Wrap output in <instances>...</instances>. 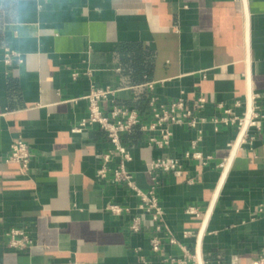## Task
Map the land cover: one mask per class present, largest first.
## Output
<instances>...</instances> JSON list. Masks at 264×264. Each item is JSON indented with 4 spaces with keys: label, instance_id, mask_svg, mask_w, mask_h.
<instances>
[{
    "label": "crops",
    "instance_id": "obj_1",
    "mask_svg": "<svg viewBox=\"0 0 264 264\" xmlns=\"http://www.w3.org/2000/svg\"><path fill=\"white\" fill-rule=\"evenodd\" d=\"M5 49L21 63L6 66ZM92 87L115 91L114 104L144 124L152 98H183L192 109L202 97L205 107L193 115L208 120L224 110L248 116L249 107L259 114L244 136L236 125L215 132L202 124L195 150L210 157L205 165L184 158L195 136L184 126L171 128L162 150L138 128L122 136L127 169L143 191L151 159L181 161V176L158 174L156 197L170 235L195 258L186 264L252 263L264 248V0H0V264H159L183 256L128 188L96 180L98 156L110 148L105 134L97 126L71 131L86 117ZM16 140L29 148L27 177L6 162ZM110 204L130 213L114 216ZM188 207L203 218L186 215ZM134 216L137 233L128 229ZM10 228L28 232L32 247L8 249Z\"/></svg>",
    "mask_w": 264,
    "mask_h": 264
},
{
    "label": "built area",
    "instance_id": "obj_2",
    "mask_svg": "<svg viewBox=\"0 0 264 264\" xmlns=\"http://www.w3.org/2000/svg\"><path fill=\"white\" fill-rule=\"evenodd\" d=\"M13 62L21 63L20 56L8 49L4 50L3 63L6 66ZM152 84H148L151 88ZM115 91L109 88H90L88 93L83 97L87 103L86 117L79 122L71 131L79 133L87 127L97 126L103 132L108 140L110 148L102 153L99 158V167L96 170L95 178L98 181L112 180L116 185L128 188L137 198V210L146 214L150 222L154 224L157 232L164 231L169 236L170 244L177 242L170 235L168 227L164 224V213L158 203L156 191L159 185L158 174L170 173L176 177L182 175V164L178 159H166L160 156L150 160L147 166V173L151 178V183L147 190L143 191L137 187L132 173L127 169L128 163L132 158L128 149L122 143V136L129 134L135 129L148 134V143L157 150H162L171 143L172 132L174 126H184L195 133L194 138L190 141L191 152H187L185 159H191L205 165L209 160V156L203 155L195 150L196 146L202 139L203 131L200 128L202 124L210 123L214 126V131L218 130V125H236L238 134L241 135L246 124L247 127H257V119L259 114L251 111L249 117L242 115L236 116L230 110H224L225 116L221 118H211L210 120L194 116L193 113H199L205 107V100L202 97L197 98L192 109L185 107L183 98H178L168 104H158L155 99H151L149 107L152 119L147 124L142 123L139 114L135 110H128L114 104L113 96ZM254 97L252 96V101ZM107 103V113L103 112L101 104ZM238 105V104H236ZM245 133H243V136ZM7 163L15 164L19 167V174L27 177L31 173V155L27 144L22 140H16L10 146V153L6 160ZM226 162L223 161L218 168L223 170ZM192 181L190 180L189 183ZM106 211L114 216L129 214L130 209L127 207L110 204L107 205ZM262 211L261 209L259 210ZM186 215L201 220L202 213L196 207H188L185 211ZM128 229L132 233L140 230V217L131 218ZM5 236L8 238L7 248L13 251L22 252L32 247L30 234L22 229L10 228ZM185 237L189 233H184ZM151 251L157 253L160 251L161 240L153 236L149 240ZM181 249L183 256L181 258L168 257L159 264H186L195 262L194 256L190 255L186 248L177 244ZM227 264H239L236 258H233ZM250 264H264V248L261 249L259 256Z\"/></svg>",
    "mask_w": 264,
    "mask_h": 264
},
{
    "label": "water",
    "instance_id": "obj_3",
    "mask_svg": "<svg viewBox=\"0 0 264 264\" xmlns=\"http://www.w3.org/2000/svg\"><path fill=\"white\" fill-rule=\"evenodd\" d=\"M251 103V102H250ZM250 112H251V108L249 107V113H248V116H247V118L249 117V114H250ZM247 125V124H246ZM246 127V126H245ZM245 130V129H244ZM243 130V131H244ZM242 134H243V132H242ZM223 178H224V176L222 177V180L221 181H223Z\"/></svg>",
    "mask_w": 264,
    "mask_h": 264
}]
</instances>
